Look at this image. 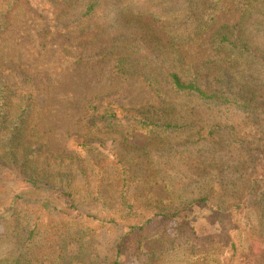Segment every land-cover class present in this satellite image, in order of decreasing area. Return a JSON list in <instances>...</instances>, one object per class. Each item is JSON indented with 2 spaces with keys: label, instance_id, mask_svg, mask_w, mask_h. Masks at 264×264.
Wrapping results in <instances>:
<instances>
[{
  "label": "trees",
  "instance_id": "16d2710c",
  "mask_svg": "<svg viewBox=\"0 0 264 264\" xmlns=\"http://www.w3.org/2000/svg\"><path fill=\"white\" fill-rule=\"evenodd\" d=\"M47 1L62 9L43 30L44 44L56 43L76 65L84 64L87 56L109 63L119 79L140 81L149 95L131 105L109 104L101 112L103 122L88 123L91 133L83 149L89 150V157L99 145V123L116 131L112 142L123 151H147L128 144L137 138V130L146 131L148 143L143 147L157 156H188L187 146L215 145L222 129L229 130L225 135H230L232 163L214 164L210 174L192 173L197 180L192 186L199 182L208 189L178 198L174 209L135 208L137 201L128 198L131 183L124 182L119 196L121 230L144 235L162 217L178 222L180 233L186 235L192 210V254L199 255L198 261L259 264L245 242L264 228V46L254 32L261 24L251 17L264 0H229L239 3L240 19L212 32L227 0H176L177 10L191 8L184 15L169 11L174 0H147L151 7L159 5L156 11H139L144 0ZM18 2L0 0V205L9 215L0 242L11 246L0 256V264H40L48 258L57 264H97L96 228L106 222L80 208L78 180L86 175L85 162L52 150L40 131L46 108L35 94L49 95L55 79L45 75L41 81L31 68L10 65L2 54ZM201 46L208 47V57H198L195 48ZM200 110L214 113L215 120L197 124L194 112ZM229 112L242 114L246 122L227 126L223 118ZM129 165L132 168L134 162ZM194 207L208 211L214 234L196 236ZM122 240L110 250L108 264H120ZM155 243H148L150 252Z\"/></svg>",
  "mask_w": 264,
  "mask_h": 264
},
{
  "label": "rangeland",
  "instance_id": "374dc122",
  "mask_svg": "<svg viewBox=\"0 0 264 264\" xmlns=\"http://www.w3.org/2000/svg\"><path fill=\"white\" fill-rule=\"evenodd\" d=\"M146 1L139 2V11L152 9L156 11L159 7L158 4L151 7ZM171 2L173 3L170 12L181 15L191 13V8L177 10L174 4L180 2L176 0ZM61 7L47 0H19L12 13V26L2 42V54L10 65L21 66L24 70L31 68L41 81L45 75L55 79V85L50 89L49 95L45 96L40 92L35 94L38 103L46 108L40 122V131L48 137L52 150L65 157H81L85 162L86 175L78 180L80 208L85 214L106 222L96 228L99 234L97 253L100 258L97 264H108L111 258L110 250L122 237L120 264H204L198 261L199 255L194 257L192 254V210L191 217L186 222L188 225L186 235L180 233L178 222L168 221L162 217L156 218L147 227L144 235H130L127 231L123 232L121 224L118 223L124 221L120 212L119 196L124 182L127 181L131 183L128 198L137 201L135 208L148 206L174 209L178 198L186 196L192 198V194L204 192L208 189L206 184L198 182L199 185L192 186L193 183H197L196 179H192V173L210 174L214 172L212 167L214 164L223 167L222 164L232 163L233 155L230 145H227L230 142V135H225L229 130L222 129L221 140L215 145L202 142L187 146L190 149L187 150L188 156L170 154L157 156L152 149L143 147L148 143L146 131L137 130V138L128 144L136 143L142 146L140 150L147 151L129 152V149L123 151L118 143L112 142L116 131L108 130L100 124L103 122L101 112L109 104L131 105L144 101L149 95L140 81L133 83L119 79L114 67L109 63L87 56L84 64L76 65L56 43L44 44L40 40L42 32L49 23L51 24L53 17L60 13ZM240 17L239 3L227 0L221 4L216 23L210 32L223 25L235 24ZM251 17L261 24L254 32L264 46V6L253 9ZM113 36L108 39H112ZM100 46L86 52V55L95 52ZM195 52L200 59L210 55L207 46L196 47ZM90 61L92 63H88ZM213 114L207 110L194 112L196 123L213 122L215 120ZM98 119L100 123L97 128L100 127L101 131L98 137L99 145L94 148L95 153L89 157L87 155L89 150L83 149L84 141L91 133L88 130V123ZM223 120L227 122V126H237L246 122L245 117L238 112L225 114ZM132 162L134 165L130 168L129 164ZM136 164L139 166H135ZM199 186L206 187L197 189ZM193 211L197 217L196 236L203 233L214 234L216 230L208 221V211L197 207H194ZM8 218L5 207L0 205V236ZM255 218V213L251 214V222L254 220V223H251L253 227L256 226ZM236 223L232 228L238 227L239 222ZM263 232L264 228L259 227L255 235H249L245 242L248 248L253 249L252 255L259 264L264 263ZM151 241L156 243L151 245L150 252L147 248ZM10 248L7 243L0 242V256L6 254ZM40 264L57 263L48 258Z\"/></svg>",
  "mask_w": 264,
  "mask_h": 264
}]
</instances>
